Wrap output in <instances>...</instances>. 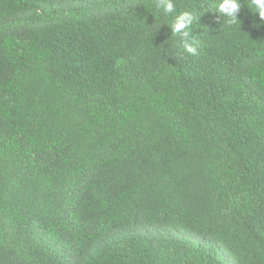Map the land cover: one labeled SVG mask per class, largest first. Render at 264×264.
Returning <instances> with one entry per match:
<instances>
[{
    "label": "trees",
    "instance_id": "16d2710c",
    "mask_svg": "<svg viewBox=\"0 0 264 264\" xmlns=\"http://www.w3.org/2000/svg\"><path fill=\"white\" fill-rule=\"evenodd\" d=\"M173 2L0 0V264H264V21Z\"/></svg>",
    "mask_w": 264,
    "mask_h": 264
},
{
    "label": "clouds",
    "instance_id": "9594fccd",
    "mask_svg": "<svg viewBox=\"0 0 264 264\" xmlns=\"http://www.w3.org/2000/svg\"><path fill=\"white\" fill-rule=\"evenodd\" d=\"M250 7H254L260 20L264 21V0H252ZM156 8L162 9L165 16H169L175 12L176 6L173 0H156ZM241 8L240 0H221L217 5L218 13L227 17L229 24L237 23L240 20L237 14ZM196 20L197 15L194 10H185L175 15L170 25L172 35L180 37L183 49L193 56L197 54L199 46V41L192 33V26Z\"/></svg>",
    "mask_w": 264,
    "mask_h": 264
}]
</instances>
